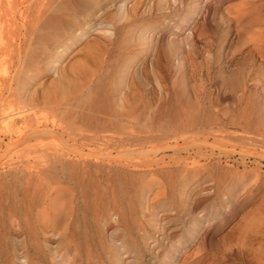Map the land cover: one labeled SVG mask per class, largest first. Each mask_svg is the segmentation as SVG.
<instances>
[{"label": "rangeland", "instance_id": "1", "mask_svg": "<svg viewBox=\"0 0 264 264\" xmlns=\"http://www.w3.org/2000/svg\"><path fill=\"white\" fill-rule=\"evenodd\" d=\"M181 1L180 4L185 7L162 19L160 14L163 10H156L158 0H99L89 6L90 14L84 26L75 25L71 28L70 37L69 31L64 36L47 39L39 44L36 58H29L32 57L29 55L18 69L17 78L21 88L24 86L32 90L41 82L46 84L44 87L52 86L61 73L65 76L64 80H68L72 77L70 66L82 56V49L92 42L108 43L102 34L103 29L113 31V39L109 43L110 54L100 69L106 75L101 83V79L91 82V87L94 86L91 96L96 97L93 104L80 101L87 91L84 86L76 91V99L66 109H33V114L42 121L39 126L48 127L52 134L42 135L38 140L31 138L29 142L15 148L6 147L5 142L9 137L0 125V181L9 179L11 173L20 170L25 159L42 158L39 157L41 153L59 152L66 159L80 161L82 155L88 157L91 152L99 154L109 150L113 155H119L126 150L138 152L140 149L147 151L158 148L157 153L151 154L149 158L154 160L163 157L162 162L144 168L136 167L132 172L142 174L155 171L164 176L180 169L181 160H199V163L214 168L210 175V172H202L193 182L195 185L189 186L193 200L189 198L186 204L172 202L171 195L155 199L151 210L146 212L148 224L153 223L157 227H147L148 237L151 236L147 240L150 248L142 247L139 254L128 252L123 258L131 260L129 264L140 263L141 258L156 264L160 255L168 256L170 253L165 252L167 245L178 244L193 227V241L188 248H179L175 253L179 257L177 264L181 263L184 253L190 256L184 264H264V158L251 155L257 150L254 146L259 143L257 138L264 140V0ZM169 2L170 5L177 3L173 0ZM123 3L128 10L125 17L118 9ZM194 5L198 6L200 13L189 25L193 13H187L186 9ZM182 19H186V25L180 28ZM147 21L158 23V27L152 28L149 34L158 39L160 44L175 42L179 53L162 58L165 94L160 97L156 93V97H153L161 106L159 109L136 112L134 125L130 128L134 140L123 141L116 150L112 148L113 142H107V139L111 136L115 138L125 130L113 123L109 107L102 104L110 100L108 89L113 87L115 75L124 58L126 62L130 61L131 72L142 61L144 65L148 63L150 51L143 53V56L142 53L136 55L134 62V51L140 47L136 43V36L143 28L141 25ZM158 28H161L159 32ZM190 42L194 43L191 45L193 52L187 58L183 53L188 52L185 44ZM130 53L133 54L131 60L126 58ZM80 59L76 65L81 63ZM6 67L7 74L13 75V66L7 64ZM194 67L200 70L196 77L190 74ZM96 81L98 83L95 84ZM53 89L49 87L45 91L51 92ZM96 91L101 92V95H97ZM196 104L197 107L192 106ZM16 109L14 105L6 108L5 112ZM32 143H38L36 148L26 149V145ZM64 143L71 148H67ZM103 144L108 145L107 150ZM171 144L189 148L185 151L180 148L179 154H173V149L166 147ZM80 150L83 152H78ZM197 150L202 153H194ZM135 154L132 157L139 160L149 159ZM222 172L239 173V176L226 179ZM253 182L259 183V187L255 188ZM228 189L235 193L234 197L227 202V206H218L217 212L220 214L215 222L208 224L204 220L203 227L199 225L198 220L205 213L204 209L208 213L212 212V202L217 199L209 201L205 208L203 204L199 205L200 202L211 200L214 190L224 193L225 199L224 191ZM151 196L152 193H149L148 197ZM11 230L19 240L18 225H12ZM57 232L55 230L54 233ZM259 233L263 234V245L258 250V244L253 239H259ZM113 236L116 239L109 242L107 247L110 254L111 248L122 240L121 236L114 233ZM152 236L156 240L152 241ZM211 239L214 248L209 246ZM55 244L56 238H52L50 248ZM204 251L207 258L201 262L199 257ZM13 264H23V260L17 259ZM62 264H67V261Z\"/></svg>", "mask_w": 264, "mask_h": 264}, {"label": "bare ground", "instance_id": "2", "mask_svg": "<svg viewBox=\"0 0 264 264\" xmlns=\"http://www.w3.org/2000/svg\"><path fill=\"white\" fill-rule=\"evenodd\" d=\"M169 1L158 0L157 2L156 10H163L160 14L162 19L178 13L185 7L184 4H180L181 0H173L177 3H171V5ZM97 2L99 0H0V82L2 86L0 125L9 137L5 142L6 147L15 148L29 142L31 138L35 140L42 135L52 134L48 127L39 126L42 121L33 114L32 110L35 108L52 109V111L66 109L72 105L76 91H80L84 86L87 91L80 101L93 104L96 97L91 96V90L94 89V86L91 87V82L101 79L99 82L101 83L106 75L102 74L100 69L110 54L109 43L113 39L112 30L103 29L102 34L108 43L92 42L82 49L81 59L79 58L81 63L76 65L75 63L79 60L77 59L72 62L71 66L69 64L70 69L69 67L68 69L71 70L72 77L70 74L68 76L70 78L64 80L63 73L58 74L56 82L54 81V84L49 86L54 88L51 92L45 91L49 87H44L45 83L42 82L32 90L24 86L21 88L17 76L18 69L26 57L32 55L29 58H36L38 45L43 41L64 36L75 25L84 26L90 14L89 6ZM118 9L124 17L127 16L128 10L124 3L120 4ZM186 10L187 13H193L189 18V25H191L200 10L197 5L188 6ZM180 24V28L185 26L186 19H182ZM141 26L143 28L136 36V43L140 47L134 51V62H136V55L139 56L142 53L143 56V53L147 51H150V59L145 65L142 61L141 65L131 72L129 60L132 59L133 54L127 55L129 62L123 59L115 75L114 85L108 89L110 100L102 104L109 107L113 123L125 130L121 131L123 134L119 133L115 138L111 136L107 139V142H113L114 147L112 148L116 150L123 141L134 140L131 127L134 125L136 112L159 109L161 106L158 101L153 100V97H156V93L160 97L165 94L162 58L169 54L173 56L179 53L175 42L166 41L160 44L158 39L149 34L152 28L158 27L157 22L147 21ZM160 29L158 28L157 32ZM71 32L68 33L69 37ZM190 43L185 44L188 52L183 53L187 58H190L193 52L191 45L194 43ZM184 50H186L185 46ZM7 64L13 66L14 74L11 72L13 75L7 74ZM199 71L194 67L190 70V74L196 77ZM201 89L204 90V87L202 86ZM96 93L101 95L99 91ZM14 105L17 106L15 111L5 112L6 108ZM192 106L197 107V104ZM260 140L257 138L259 143L254 144L257 150L251 155L264 158V140ZM37 144L26 145V149H35ZM64 145L71 148L66 143ZM103 145L107 150L108 145ZM1 146L2 143H0ZM166 147H171L173 154H179L180 148L182 150L189 148L175 144ZM140 150H137L138 152L126 150L124 153L119 152V155H113L109 150L99 154L91 152L89 156L93 158L82 155L80 161L66 159L64 154L59 152L41 153L39 157L42 158L25 159L23 163L21 162L20 170L17 169L11 173L9 179L0 181V264H13L17 259L23 260V264H62L65 261L67 264H129L132 261L123 258L124 254L128 252L139 254L142 247L150 248L147 240L151 236L148 237L150 234L147 232V227L149 225L155 229L156 224H148L146 212L151 210L150 207L156 201L155 199L171 195L172 202L188 203L186 200L189 198L193 200V193L189 191V186L195 185L193 182L202 172L212 174L214 167L206 163L200 162V164L199 160L188 162L184 159L180 161V169L175 170L176 172L171 171L172 174L166 176L157 174L155 171H153L155 173L134 174L132 172L134 168L151 166L163 158H154V160L152 157L149 158L151 154L157 153L158 148ZM135 153L149 159L139 160L137 157H132ZM194 153L202 152L197 150ZM238 174L222 172L226 179L236 178ZM205 177L208 179L207 176ZM225 182L227 183L228 180ZM255 184V188L260 185ZM224 192L225 199L223 198L224 193L214 190V197L211 200L200 202L199 205L203 204L205 208L209 201L217 199L216 203L212 202L211 213L204 209L205 213L198 220L199 225L203 227L204 220L208 224L215 222L220 214L217 212L218 206L225 207L226 204L228 205L227 202L234 197L235 193L230 189ZM149 193H152L151 197H148ZM7 203L9 205L5 206ZM12 225H18L19 240L14 236L15 233L11 232ZM55 230H58L56 234ZM113 233L118 237L121 236L122 240L111 248L113 250L110 254L107 247L109 242L112 243V240L116 239ZM192 233L193 227L186 238L179 240L178 244L170 243L167 247L165 246L167 250L165 252L170 253L168 256L160 255L156 264H177L179 257L175 253L179 248L181 250L188 248L194 239H192ZM262 235L259 239H253L258 244L256 248L258 250L263 245ZM52 238H56V244L50 248ZM155 238L153 237L152 241L156 240ZM209 242V246L213 247L212 239ZM186 255L184 253L181 256L180 264L187 262L190 256ZM199 258L202 262L207 258V253L204 251ZM135 264L151 263L141 258L140 263Z\"/></svg>", "mask_w": 264, "mask_h": 264}]
</instances>
